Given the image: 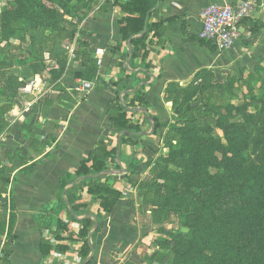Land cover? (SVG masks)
<instances>
[{
    "label": "crops",
    "instance_id": "1",
    "mask_svg": "<svg viewBox=\"0 0 264 264\" xmlns=\"http://www.w3.org/2000/svg\"><path fill=\"white\" fill-rule=\"evenodd\" d=\"M120 1L86 2L90 6L97 4L92 12L98 10L94 18H90L85 24L82 32L85 31L89 36L93 50L102 48L106 51V63L100 74L101 83L89 93L74 91V86L79 82L91 79L83 74L84 66L77 53L74 59H69L65 52V56L64 53L57 57L50 55L49 62L44 67L46 73L52 63L47 80L43 79L42 73L34 72L30 83L20 79L26 84L19 91L24 94L23 99L29 100L16 119L10 122L5 139L0 140L3 141L0 145L2 158L16 157L12 164L8 159L5 161L9 167L16 168L11 175L10 186L2 195L6 200L1 210L6 212V228L0 236V260L4 256L3 249L10 230L15 239L10 242V256L1 264H81L78 252L82 241L76 239L64 242L70 249L65 253H57L55 248L58 243L54 240L56 227L41 232L36 219L44 207L56 201L60 181L68 173L77 171L82 161L101 142L109 140L112 142L110 149L118 147L119 134L113 133L110 120L116 98L111 82L134 76L138 84L132 90L124 92L121 98L130 104L136 100L137 92H140L148 103V113L163 122L171 118L173 110L168 93L170 85L186 87L199 72L229 66L245 49L253 46L257 48L263 42L264 28L257 33L252 30L258 23L264 24V11L257 12L253 19L242 24L241 37L230 51H212L188 39L190 34L197 35L200 28L199 14L203 7L212 3L244 0H161L151 22L164 21V25L159 37L153 32L148 38L146 64L149 69L142 66L144 51L133 49L129 42L122 43L119 60H112L106 48L117 44L119 36L116 22L126 17ZM130 48L131 52L134 50L137 53L135 59L130 58ZM63 59H66L65 69L61 71L59 61ZM109 65L111 68H108ZM78 74L83 75L78 77ZM52 77L56 79L55 83H51ZM32 82L34 85L29 92L23 91ZM128 108L132 112L131 124L139 126L141 133L149 134L140 136L137 145L122 144L119 155L116 154L107 162V174L102 176L100 182L123 193L114 212L106 215L97 197L88 194L87 188L74 187L82 179L66 188V194L68 192L81 205V212L75 214L68 204L60 215V219L70 224L75 238L79 237L82 229L80 220H95V217L101 220L92 264H121L122 259L131 260V250L138 240L136 236L141 227L138 191L128 180V167L135 160L141 165L140 171L144 172V164L153 156L161 134L160 130L156 134L152 132V123L147 114L139 110L141 107L138 102H135L134 107ZM121 169L127 170V173H122ZM140 176L141 174L134 175L132 179H139ZM71 218L76 221L71 222ZM43 239L48 240L54 248L48 259H44L39 250Z\"/></svg>",
    "mask_w": 264,
    "mask_h": 264
},
{
    "label": "rangeland",
    "instance_id": "2",
    "mask_svg": "<svg viewBox=\"0 0 264 264\" xmlns=\"http://www.w3.org/2000/svg\"><path fill=\"white\" fill-rule=\"evenodd\" d=\"M62 2L0 0V120L8 125L29 98L23 99L20 91L5 96L6 81L13 77L30 83L34 56L45 67L50 55L65 52L68 40L58 32L46 31L43 40L32 36L30 31L46 29L31 25L26 7L59 11L62 30L70 31L75 17L81 19L97 6L74 0L63 2L62 8ZM262 40L229 66L205 71L199 94L191 101L200 109L172 110L171 118L163 121L159 145L134 179L141 227L131 260L122 259L121 264H264V30ZM54 42L57 50L52 54L48 46ZM50 64L46 73L40 68L44 80ZM184 144L200 149L205 159L182 169L167 165L164 159ZM1 160L0 147V166ZM170 172L181 173L195 186L189 192L173 189ZM181 192L188 193L179 196Z\"/></svg>",
    "mask_w": 264,
    "mask_h": 264
},
{
    "label": "trees",
    "instance_id": "3",
    "mask_svg": "<svg viewBox=\"0 0 264 264\" xmlns=\"http://www.w3.org/2000/svg\"><path fill=\"white\" fill-rule=\"evenodd\" d=\"M66 2L64 0H60ZM74 0H67L66 4L71 3ZM82 1V0H79ZM161 0H121L119 4L121 5L123 11L126 14V17L120 18L117 20L116 25L118 29V42L116 45H109L107 49V53L111 56L112 60H119V55L122 49V43L129 42L130 46L133 49L140 51L141 49L144 51L142 56V66L145 69H149V66L146 64V60L148 58L147 52V42L151 33L154 32V35L159 37L161 35V29L164 25V21H160L158 23H152L151 18L155 12V8L160 3ZM62 2V4H63ZM20 7V5H18ZM26 7V6H25ZM64 4L62 8H64ZM29 10V11H28ZM26 12L30 14V23L33 27H41L46 30H33L30 31V34L33 36V33L38 34L37 37L40 40H43L45 37V32L49 31L54 34H64V39H73L76 35V28L71 27L72 30H62V14H60L57 10L46 9L42 7L39 10H31L30 7H26ZM264 28V24L258 23L252 32L257 33L260 32ZM145 31V33H144ZM82 38L79 39L76 51L77 57L81 59L84 72L83 74L88 76L91 79H94L101 83L100 74L101 69L96 65V61L94 59L95 50L91 48V43L89 41V36L86 35V32L83 31L81 33ZM188 39L190 42L199 43L201 46L211 49L212 51H216L217 48L211 42L201 40L197 35H189ZM57 44L52 46H48L50 53L54 54L57 50ZM132 49V50H133ZM63 54V53H62ZM31 56V55H30ZM61 56V55H60ZM65 56V53H64ZM137 57V53L133 50L132 59ZM33 60L34 64V73H41L44 65L41 64L43 61H39L37 57ZM66 59L63 61H59V65L61 67V71H64ZM112 61H110L111 65ZM40 65V66H39ZM42 65V66H41ZM109 65L108 68H111ZM36 67V68H35ZM37 68H42L38 70ZM33 69V68H32ZM44 70V69H43ZM109 71V70H108ZM106 71V73L108 72ZM206 70L199 72L196 75V78L193 82H191L186 87H178L177 85H170L168 88L169 98L173 103V111H181L187 112L188 110L200 109V107L194 108L193 103L191 102L194 97L199 94L200 83L203 81V74ZM83 74H78V77H81ZM51 83H55L56 79L52 77ZM10 80L6 81V91L3 93L5 96H13L15 95L20 88L24 87L26 83L19 82L18 79L9 78ZM105 85H108L107 82H104ZM138 84V80L135 79L134 76L126 77L118 79L115 82H111L110 86L113 88L114 93L116 95L113 113L111 115V122L113 124L114 134H120L122 132H131V133H141V128L139 126H133L131 124V110L127 107H134L135 102H138L141 108H148V103L146 102L144 96L137 92V97L135 101L130 102V104L126 103L125 99L121 98V95L124 92L132 90L134 86ZM180 95V98L178 96ZM125 103V105L123 104ZM202 108V107H201ZM182 114V113H181ZM155 131L156 132L163 127L166 126V123L160 122L159 119L153 118ZM8 124L4 120H0V133L4 132L6 134V130L8 128ZM140 136H132V135H123L121 137L122 144L132 143L137 145L138 139ZM197 133L195 134L194 140H198ZM195 144V142H192ZM112 142L106 140V142H101L96 149L89 155V157L82 161L77 171L74 173H68L61 181L59 186V192L56 196V201L52 203V205H48L43 208L41 213L36 219L38 223V228L41 232L45 230H50L52 227H56V231L54 232V240L58 243L55 250L57 253H65L70 249L69 245L63 244L64 242H73L76 239L82 241V247L80 248L78 254L81 259V264H92L93 259L87 261L88 257L91 254L92 248L96 249V240L98 235L100 234L99 226L95 227L96 222L100 223V219L95 217V220L91 218H84L80 220V224L82 229L80 231L79 237L75 238L74 234L71 232L70 224L65 223L62 219H60V215L62 211L69 204L73 213L77 214L80 211V204H77L70 194H66V188L72 184H74L78 179H82L81 182L76 184L74 187L77 189L87 188V192L90 195L96 196L100 202V206L106 215H111L115 208L119 205L123 193L118 189H115L107 184L100 182L102 179L101 174L107 170V162L109 159L114 158L117 154V147L111 148ZM191 146L188 144L184 147L181 146L179 150H174L170 152L168 158H165L164 161L167 162V165H174L178 168H185L186 163L191 164L197 162L198 160H204L202 151L200 149H196L193 151V148H189ZM206 152H210L209 148L207 149V145L203 146ZM19 156V154H16ZM16 158V157H14ZM11 156H4L1 160L0 166V236L1 233L5 231L6 223L4 219L6 217V212L3 210V204L6 200L2 197L4 193H6L8 187L11 184V175L15 170V166L9 167V165L5 162L6 159L10 160V164L13 163V159ZM187 161V162H186ZM146 165V164H144ZM140 163L133 160L129 164V173H130V183L133 187H135L136 182L132 179L134 175H140L142 172L140 171ZM193 181L196 182L197 178L194 176L191 177ZM168 181L173 189L181 188L185 189L189 192L191 186H195L193 183H190L189 180L185 179L181 173L178 172H170ZM140 185V184H139ZM138 191V187H136ZM188 192H181L179 196L182 194H186ZM64 194L67 195L65 198ZM75 218H71V222H75ZM15 239V236L12 235L11 230L8 232L7 241L5 247L3 249V258L0 260V264L2 261H6L11 254V241ZM40 253L44 259H48L54 250L53 246L50 244L48 240L43 239L40 243L39 247ZM211 251V249H210ZM214 253V249L211 251Z\"/></svg>",
    "mask_w": 264,
    "mask_h": 264
},
{
    "label": "built area",
    "instance_id": "4",
    "mask_svg": "<svg viewBox=\"0 0 264 264\" xmlns=\"http://www.w3.org/2000/svg\"><path fill=\"white\" fill-rule=\"evenodd\" d=\"M98 9L86 16L76 18L72 21L76 26V35L73 39L66 42L63 47L69 59L76 57L77 44L81 32L90 18L94 16ZM264 11V0H244L235 3H212L203 7L199 14L200 28L197 36L201 40H205L214 44L219 52L230 51L241 37L242 24L253 19L257 12ZM106 51L102 48L95 50L94 59L99 69L103 68ZM100 82L90 79L89 81H81L74 86V91L78 93H89ZM33 82L26 86L23 91H28L33 86ZM65 128V126H64Z\"/></svg>",
    "mask_w": 264,
    "mask_h": 264
},
{
    "label": "water",
    "instance_id": "5",
    "mask_svg": "<svg viewBox=\"0 0 264 264\" xmlns=\"http://www.w3.org/2000/svg\"><path fill=\"white\" fill-rule=\"evenodd\" d=\"M145 33V31H144ZM132 57V52H131V48H130V58ZM125 105V103H123ZM128 108V107H127ZM130 110V108H128ZM141 112H145L147 114V117L148 119L150 120V122L152 123V132L155 131V125H154V121H153V117L148 113V109L146 108H140L139 109ZM146 134H149V133H131V132H122L119 134V140H118V147H117V155H119L120 153V149H121V146H122V141H121V137L123 135H132V136H142V135H146ZM119 158V157H118ZM121 172H126L127 173V170H123L121 169ZM104 174H107V170L105 172H103L101 174V176H103ZM98 226V224L96 223V227ZM94 255H95V249L92 248V251H91V254L90 256L88 257L87 261H90L92 260V258H94ZM157 264V263H155Z\"/></svg>",
    "mask_w": 264,
    "mask_h": 264
}]
</instances>
